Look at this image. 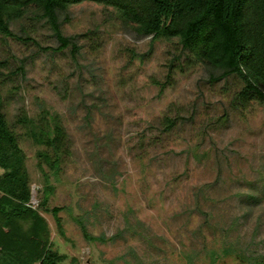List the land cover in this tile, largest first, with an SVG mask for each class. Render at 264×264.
Instances as JSON below:
<instances>
[{
    "label": "rangeland",
    "instance_id": "1",
    "mask_svg": "<svg viewBox=\"0 0 264 264\" xmlns=\"http://www.w3.org/2000/svg\"><path fill=\"white\" fill-rule=\"evenodd\" d=\"M68 13L60 29L77 35L75 58L70 47L52 49L40 3L10 22L12 36L0 35L6 69L21 67L17 89L5 90V119L26 157L31 204L45 175L54 187L48 207H59L62 233L44 216L59 264H258L264 104H237L241 79L207 82L174 40L136 37L111 8L83 1ZM47 115L68 135L56 174L40 167L38 151L48 149L23 122L37 127Z\"/></svg>",
    "mask_w": 264,
    "mask_h": 264
},
{
    "label": "trees",
    "instance_id": "2",
    "mask_svg": "<svg viewBox=\"0 0 264 264\" xmlns=\"http://www.w3.org/2000/svg\"><path fill=\"white\" fill-rule=\"evenodd\" d=\"M83 1L111 8L138 38L174 40L189 65L203 68L209 83L237 76L243 81L234 97L237 104L244 106L250 100L264 104V0H0V35L12 36L10 22L24 6L40 3L55 28L57 45L52 49L70 47L75 58L77 35H63L60 26L69 19V8ZM6 66V60L0 59V264H59L64 255L54 248L44 213L52 214L62 233L60 209L48 207L54 191L48 175L43 198L37 206L30 202L26 157L3 111L11 98L5 90L17 89L13 77L21 67L7 70ZM168 67L169 71L174 67L173 59ZM47 116L37 127L26 118L23 122L30 123L34 142L48 149L38 151L40 167L44 163L56 174L68 135L56 116ZM173 124L167 118V129ZM82 233L86 240L95 239L84 226ZM259 263L264 264V257Z\"/></svg>",
    "mask_w": 264,
    "mask_h": 264
}]
</instances>
